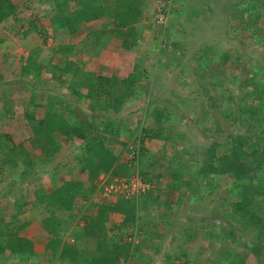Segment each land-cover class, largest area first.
Listing matches in <instances>:
<instances>
[{"label":"rangeland","instance_id":"rangeland-1","mask_svg":"<svg viewBox=\"0 0 264 264\" xmlns=\"http://www.w3.org/2000/svg\"><path fill=\"white\" fill-rule=\"evenodd\" d=\"M13 1L18 8V19L0 24L3 41L0 45V113L6 115L0 120V132L10 135L14 143L24 145L33 154L34 169L24 180L13 170L0 171V246L4 234L15 232V223L17 230L27 220L34 223L28 236L32 239L44 237L45 234L35 232L46 230L51 214L64 224L63 238L71 239L70 229L83 231L86 222L96 216L99 205L119 198L103 200L96 191L76 198L69 212H61L37 200L42 191L47 190L48 195L50 189L63 182L80 181L86 190L91 184L82 170L80 141L58 135L60 151L46 155L35 142L24 117L25 113L41 117L45 110V107L35 111L31 106L25 107L36 84L34 76L22 77V67L29 53L36 52L45 63L51 59L41 77L44 83L39 84L44 87L41 94L46 99L49 91L63 93L58 90V76L51 65L64 64L65 58L53 52L57 45L67 42L80 43V49L75 46L70 61H82L84 55L90 57L84 65L89 73L98 69L104 74L101 76L115 75L124 80L137 63L144 70L145 89L128 102L121 119L115 117L111 99H106L107 102L103 99L107 106L103 113L115 119V130L111 137L104 135L99 121L97 132L100 137L105 136V142L111 138L116 140L118 143L114 147H126L121 155L123 161L126 157L125 163L130 162L127 149L139 147V129L154 133L153 138H144L147 151L139 155L137 164L134 163V171L150 183L138 200L139 204L149 200L148 211L139 210L135 227L123 226L122 214L121 218L104 220L109 224L110 238L133 241L137 235L134 245L141 243L144 232L155 233L153 243L159 251L153 262L133 252L130 263L121 261L120 264H163L167 254L181 252L186 254L190 264H227L233 257L249 264H264V251L260 255L263 262L253 254V248L264 246V242L257 244L258 228H244L231 218V203L238 199L232 175L204 176L200 171L211 152L218 158L224 156L234 138L251 137L246 148L251 141L255 143L264 138V0H172L165 40H161L163 33L156 21L157 7L162 2L149 0V10L144 7V19L137 24V44L131 51L123 50L120 40L107 41L99 47L89 45L88 35L101 28V24L71 33L72 37L57 34L49 25V0ZM164 3L169 7L168 0ZM29 21L36 22L42 35L32 29ZM90 40L91 43L93 37ZM17 80L25 82L24 92L12 85ZM253 81L259 86H254ZM253 93L261 95V101L256 100ZM245 94L248 96L244 101ZM65 98L70 107L67 119L76 128L88 131L93 121L90 101L75 104L71 97ZM147 105V116L142 115V110L135 111ZM246 106L259 107L261 112L250 119L239 111ZM154 109L166 114L158 125L149 115ZM161 128L164 134L161 138L155 137ZM94 134L95 130L91 129L90 136ZM250 153L252 157L248 161L255 156L253 151ZM175 174L190 181L191 186L174 188ZM249 177H252L249 192L254 196L258 217L264 221V168L251 172ZM167 198L172 200L169 209L165 206ZM7 217L11 220L9 226L5 222ZM28 226L19 232L20 236L21 232L26 235L23 231ZM74 240L66 242L64 249L75 247L78 254L84 255L82 243ZM58 249L53 257L61 259ZM1 255L0 264L8 258L7 253ZM41 256L20 264H38L43 259ZM9 259L10 264L18 262Z\"/></svg>","mask_w":264,"mask_h":264},{"label":"trees","instance_id":"trees-1","mask_svg":"<svg viewBox=\"0 0 264 264\" xmlns=\"http://www.w3.org/2000/svg\"><path fill=\"white\" fill-rule=\"evenodd\" d=\"M49 3L51 5L49 25L53 27L57 34L67 35V26L74 30V27H79L82 24L112 17L113 27L94 30L87 37L88 44L99 47L104 39L114 38L120 40L121 48L126 51H131L137 44L135 37L138 31L137 24L144 19L145 2L143 0H113L111 4L103 0H49ZM17 11V5L13 0H0V24L10 19L17 20ZM255 18L258 20V17ZM29 22L32 29L41 34L36 22ZM91 37H93L92 44L90 43ZM2 43L3 41L0 39V45ZM73 52V45L67 43L57 45L55 48L53 53L61 54L65 58L63 65H51L52 71L58 76V90L63 93L53 94L49 91L46 99L41 94L44 87H40L39 84L44 83L41 77L51 59L48 60V63H45L38 58L36 52L29 53L22 67V77L26 79L34 76L36 82L29 95L28 105L25 107L31 106L34 111L45 107L41 117L35 116L34 113H25L24 115L35 142L46 155H52L61 149L58 135L66 139L75 138L80 141L82 170L87 178L91 180L89 190H86L80 181H75L73 183L63 182L56 188L50 189L48 195H46L47 190L42 191L37 200L61 212H69L76 198L94 194L97 191L98 178L101 174H108L113 177H127L131 174L133 163H125L126 157L124 161L121 160V155L126 147H114L118 143L116 140L109 138L110 140L105 142V136L100 137L97 134L100 130L99 121H101V130L104 135L111 137L115 130L113 125L115 119L103 113L107 106L102 101L104 99V102H107L106 99H111L113 113L115 117L121 119L119 117L123 114L128 102L137 98L140 92L145 89L142 82L144 70L140 68L138 63L124 80L115 75L98 76L86 71L84 69L85 63H82V61H70L69 57ZM66 76H69V78ZM252 83L254 86H259L254 81ZM12 85L20 88L21 91L26 88L25 82L21 80L12 82ZM262 87L264 88V84H262ZM18 92L16 94H19ZM247 96L248 94H245L242 100L245 101ZM252 96L259 101L262 99L261 95L255 93ZM65 97H71L73 99L71 101H74L75 104L82 100L90 101L89 109L92 112L93 121H91L88 131L86 128H76L67 119L66 112L70 111V107L68 106L69 101ZM229 98L233 99V97ZM139 110L144 111L142 115L147 116L148 105L138 107L135 111ZM239 111L242 115L249 116L252 119L254 115L261 112V108L246 106L241 107ZM149 115L157 125L166 116L164 111L158 109H154ZM225 116L228 117L229 115ZM5 117L4 113H0V120ZM91 129L95 130L93 137L90 136ZM139 130L137 138L139 141V155H141L147 151V147H144V138H153L154 133L145 128ZM133 133L131 134L132 137ZM156 133L155 137L161 138L164 130L162 128L158 129ZM249 138L251 140V137ZM249 138L245 135L234 138L228 152L219 158L215 156L214 152H211L208 159L203 162L200 171L204 176L209 174L232 175L238 199L231 203V218L238 221L244 228H258L257 244H262L264 242V221L258 217V208L255 206L254 196L249 192L252 182V177H249V175L251 172L255 173L256 170L264 168V138L261 137L260 141L255 143L251 141V144L246 148L245 145ZM0 145H2L3 150H0V171L13 170L18 172L20 179L24 180L29 171L34 169L33 154L24 145L14 143L10 135L6 133L0 132ZM127 150L129 154L131 150ZM252 151L255 153L254 159L248 161L249 157H252L250 153ZM173 182L176 189L191 186L190 181L180 179V175L176 174ZM148 201L142 200L140 204L139 202L135 204L131 200L119 198L116 201L99 205L96 216L86 222L83 231L81 233L73 232L74 241L77 240L83 245L84 255L78 254L75 247H69L68 250L61 252V256L63 259L68 258L70 264H81V262L82 264H120L121 261L130 263L133 252H139L149 262L155 261L159 251V247L153 243V234L155 233L144 232L141 236V243L134 245L132 241L123 240L121 237L110 239L107 236L108 230L103 220L106 212L120 213L124 216L123 226L126 228L135 227L136 224L138 225L137 213L139 210L148 211ZM171 204L172 200L167 198L165 200L166 209H169ZM25 222L15 232L4 234L6 244L0 246V252L7 253L8 258L19 260L38 256V253L35 252V243L38 242L19 234L25 226H28L29 221ZM49 227V233L55 236H59L63 233L62 231H65L64 224L52 214ZM135 236L137 237V235ZM47 249L55 251L57 246H48ZM263 251L264 246L253 248V254L257 260L262 262L263 259H260V255ZM185 257L184 252L167 254L163 264H190ZM227 264L249 263L241 258L233 257Z\"/></svg>","mask_w":264,"mask_h":264},{"label":"crops","instance_id":"crops-1","mask_svg":"<svg viewBox=\"0 0 264 264\" xmlns=\"http://www.w3.org/2000/svg\"><path fill=\"white\" fill-rule=\"evenodd\" d=\"M103 1H107V2H109L110 4L113 2V0H103ZM144 2H145V4H144V7H145V9H146V11H148L149 10V4H150V1L149 0H143ZM113 12H115V11H113ZM146 14V12L144 11V14H143V17H144V15ZM96 24H101L100 26H102L101 28H98V29H103V28H111V27H113V20H112V17H109L108 19H104V18H102V19H100V20H97V21H93V22H90V23H87V24H82L81 26H79V27H74V30L70 27V26H67L66 27V36H71L72 37V34L73 33H75V32H77V31H79V30H81V29H83V28H90V27H93V25H96ZM106 26V27H105ZM98 29H96V30H98ZM95 30V29H94ZM93 30V31H94ZM89 32H91V31H89ZM72 33V34H71ZM88 32H86L85 34H87ZM137 33V32H136ZM135 37H136V40L138 39V34H137V36H136V34H135ZM111 40H115L116 41V39H112V38H110V39H104L103 41H102V43H106L107 41H111ZM67 43V42H66ZM68 44V43H67ZM70 44V43H69ZM79 44L80 43H76V45H74V44H70V45H73V47L75 48V46H76V48L79 50L80 49V47H79ZM72 55H74L73 53L72 54H70V57L69 58H71L72 57ZM56 56H57V54H56ZM95 58L97 59V60H100L99 59V56H95ZM91 59H90V57L89 56H86V55H84L83 56V58H82V62L83 63H85L86 64V62H89ZM100 64V66H101V64L102 63H99ZM87 70V69H86ZM92 73H94V74H96V75H99V76H101V75H104V74H101V72H99V70L98 69H96L95 70V72H92ZM110 74H111V72H110ZM20 213H22V212H20ZM111 212H106L105 213V215H104V218H103V220L105 219H107L108 221H111L112 219H118V218H121V214H119V213H111ZM111 216H110V215ZM95 216V215H94ZM93 216V217H94ZM108 217V218H107ZM30 219V218H29ZM24 220H27V219H24ZM105 220H104V222H105ZM29 221V220H28ZM45 221H47L48 222V224H49V220H46L45 219ZM5 222H7V224H8V226L11 224L10 222H11V220L9 219V217H7V219L5 220ZM15 222V221H14ZM31 222V221H30ZM30 222H29V226L23 231V232H26V235H23V233L21 232V236L22 237H25V238H28V239H32V237L31 236H28L29 235V231H31V228H33V224L31 223L30 224ZM15 225V229H16V223L14 224ZM107 225H109V224H106V222H105V227H106V229L107 230H109V228H108V226ZM36 226H38V225H36ZM26 227V226H25ZM49 227V226H48ZM48 227H46V230H44V232H35L37 235H39V234H45V236L44 237H40V238H35V237H33L34 239H35V241L36 242H38V243H35V252L36 253H38V256H41V255H43V259H41V260H39V263L38 264H61V262H63V261H66L67 262V260H65V259H63V258H57L56 259V257L54 256L53 257V255L55 254V252L57 251V249H55V251H51V250H49V249H47V247L48 246H52V245H55V246H57V248H59L58 250H60V252H62V251H64L65 249H64V246L67 244L66 242H70V241H72V240H74V237H73V232L74 231H72V229H70L71 230V239L69 240V239H66V237H64L63 238V235L61 234V235H57V236H55V235H52V234H50L49 233V231H48ZM14 229V231H16ZM35 229H40V227H35ZM46 231V232H45ZM77 231V230H76ZM78 233H81L82 231H77ZM28 233V234H27ZM107 236H109V231H108V233H107ZM63 238V239H62ZM109 238H110V236H109ZM110 239H112V237L110 238ZM2 240L4 241H2L3 242V244H2V246L3 245H5L6 244V237L5 236H2ZM49 242V243H48ZM42 245H44V248L42 247ZM40 246V247H39ZM63 249V250H62ZM2 253L0 252V256H2L1 255ZM3 254H4V252H3ZM38 256H36V257H38ZM42 257V256H41ZM40 257V258H41ZM32 259H34V258H32ZM32 259L31 258H23L22 260L21 259H19V260H16V261H18L17 262V264H20V263H22V262H26V261H32ZM58 259H60L61 261H59ZM68 259V258H67ZM34 261V260H33ZM58 261L60 262V263H58ZM70 260L68 259V262L66 263L65 262V264H70V262H69ZM33 263V262H32ZM32 263H30V264H32ZM2 264H10V259L9 258H5V261H3V263Z\"/></svg>","mask_w":264,"mask_h":264},{"label":"built area","instance_id":"built-area-1","mask_svg":"<svg viewBox=\"0 0 264 264\" xmlns=\"http://www.w3.org/2000/svg\"><path fill=\"white\" fill-rule=\"evenodd\" d=\"M165 0H161L157 7L156 21L162 30L163 37L161 40H165L167 22H168V12L171 6V1H169V7L164 3ZM167 7V8H166ZM130 153L128 154L129 161L133 163V169L131 174L127 177H113L112 175L101 174L98 178L97 193L98 196L103 200H108L113 197H119L126 200H135L138 203L141 195L146 193L150 187V183L144 180L141 175L134 171V163L137 164L139 160V147L135 146L130 148ZM118 198V199H119ZM136 238V236L134 237ZM133 238V243L135 239Z\"/></svg>","mask_w":264,"mask_h":264}]
</instances>
